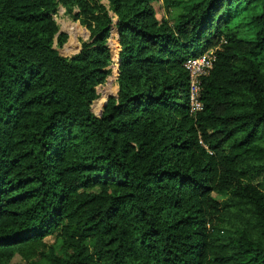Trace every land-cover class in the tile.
<instances>
[{
  "label": "trees",
  "instance_id": "trees-1",
  "mask_svg": "<svg viewBox=\"0 0 264 264\" xmlns=\"http://www.w3.org/2000/svg\"><path fill=\"white\" fill-rule=\"evenodd\" d=\"M157 1L0 0V264H264V0Z\"/></svg>",
  "mask_w": 264,
  "mask_h": 264
},
{
  "label": "rangeland",
  "instance_id": "rangeland-1",
  "mask_svg": "<svg viewBox=\"0 0 264 264\" xmlns=\"http://www.w3.org/2000/svg\"><path fill=\"white\" fill-rule=\"evenodd\" d=\"M186 1V0H185ZM102 4H105V0H100ZM154 8L156 10V16L160 19H166L171 23L174 22L175 17L179 13L178 9L171 10L170 13H167L164 9L161 0H158L154 4ZM54 20L57 24L59 30L63 31L66 35V42L60 48H56L58 54L62 57H70L76 53L78 46L81 41L86 40L87 32L77 23L68 19L64 13L63 9L59 8L56 14L54 15ZM108 47L110 49V64H109V75L106 77L104 82L98 86H96V94L97 98L91 104V111L95 116H99L102 112V104L108 98V96H114L116 94V84H115V66H116V54H117V42L112 37L108 38ZM45 242L50 244L52 238L47 237ZM10 264H23V262L15 257L11 261Z\"/></svg>",
  "mask_w": 264,
  "mask_h": 264
},
{
  "label": "built area",
  "instance_id": "built-area-1",
  "mask_svg": "<svg viewBox=\"0 0 264 264\" xmlns=\"http://www.w3.org/2000/svg\"><path fill=\"white\" fill-rule=\"evenodd\" d=\"M214 61V51L209 50L197 58L187 59L183 64L189 77V113L191 115L202 110V104L199 101L200 78L208 75Z\"/></svg>",
  "mask_w": 264,
  "mask_h": 264
},
{
  "label": "water",
  "instance_id": "water-1",
  "mask_svg": "<svg viewBox=\"0 0 264 264\" xmlns=\"http://www.w3.org/2000/svg\"><path fill=\"white\" fill-rule=\"evenodd\" d=\"M112 32V31H111ZM61 33H64L63 31H61V30H59L58 29V32H57V34H61ZM115 39L117 38V34L115 33ZM116 41H117V39H116ZM108 42V41H107ZM117 48H118V46H117ZM78 50H79V46H78V49H77V51H76V53L78 52ZM118 50L119 49H117V54H116V66H115V79L117 78V66H118V57H117V55H118ZM116 92H117V87H116ZM108 97H115V95L114 96H108ZM107 100V99H106ZM106 100L104 101V102H106ZM104 105H105V103H103L102 104V108L104 107Z\"/></svg>",
  "mask_w": 264,
  "mask_h": 264
},
{
  "label": "crops",
  "instance_id": "crops-1",
  "mask_svg": "<svg viewBox=\"0 0 264 264\" xmlns=\"http://www.w3.org/2000/svg\"><path fill=\"white\" fill-rule=\"evenodd\" d=\"M105 4H106V2H105ZM112 37H113L114 39H115V37H116V36H115V33H114L113 31H112L111 34H110V39H111ZM115 40H116V39H115Z\"/></svg>",
  "mask_w": 264,
  "mask_h": 264
}]
</instances>
